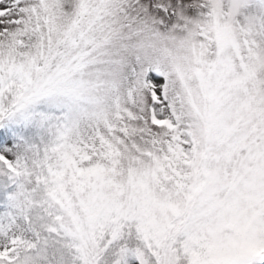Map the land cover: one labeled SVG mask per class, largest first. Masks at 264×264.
I'll list each match as a JSON object with an SVG mask.
<instances>
[{"label": "snow or ice", "instance_id": "obj_1", "mask_svg": "<svg viewBox=\"0 0 264 264\" xmlns=\"http://www.w3.org/2000/svg\"><path fill=\"white\" fill-rule=\"evenodd\" d=\"M0 264H264V0H0Z\"/></svg>", "mask_w": 264, "mask_h": 264}]
</instances>
